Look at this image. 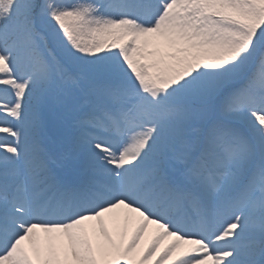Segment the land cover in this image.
I'll return each mask as SVG.
<instances>
[{
  "label": "snow or ice",
  "instance_id": "1",
  "mask_svg": "<svg viewBox=\"0 0 264 264\" xmlns=\"http://www.w3.org/2000/svg\"><path fill=\"white\" fill-rule=\"evenodd\" d=\"M0 264H264V0H0Z\"/></svg>",
  "mask_w": 264,
  "mask_h": 264
}]
</instances>
